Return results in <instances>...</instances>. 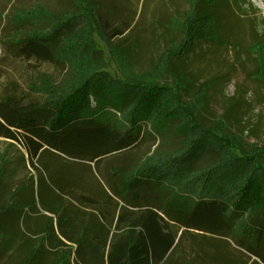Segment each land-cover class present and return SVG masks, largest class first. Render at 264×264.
I'll use <instances>...</instances> for the list:
<instances>
[{
  "label": "trees",
  "instance_id": "1",
  "mask_svg": "<svg viewBox=\"0 0 264 264\" xmlns=\"http://www.w3.org/2000/svg\"><path fill=\"white\" fill-rule=\"evenodd\" d=\"M97 1L72 0L76 13L56 12L39 3L16 15L19 26H29L10 42L16 56L61 63L68 74L59 86L46 74L38 88L33 84V90L45 96L40 103L8 95L0 99V139L24 150L17 158L0 147V191L2 182L17 177L27 161L36 171L30 179L33 187L43 185L42 196L37 191L41 209L56 217L54 226L53 216L40 215L46 222L33 231L41 233L34 238L38 253L46 237L61 236L76 244L75 264H170L175 249L187 239L195 247L193 261L223 264L229 261L227 246L204 234L211 207L242 220L241 228L264 214V151L247 144L224 120L218 127L203 123L198 112L202 103L195 108L181 94L185 72L175 73L172 67V61L196 43L220 42L219 0H186L189 8L171 19L181 38L140 72L132 69L131 53L104 30ZM95 33L111 53L122 55L123 76L106 70ZM249 50L256 58L255 75L264 83V40L255 39ZM168 79L179 84L171 86ZM171 129L180 138L179 148L167 154L154 151L133 166L100 168L102 159ZM48 156L56 159L54 165L44 159ZM68 161L85 164L101 182L95 179L98 185L92 188L86 179H73ZM19 190L9 192V201L0 207L5 222L10 212L22 215L29 205V200L18 202ZM97 217L102 222L94 220ZM93 228L98 235H92ZM247 262L239 256L231 264Z\"/></svg>",
  "mask_w": 264,
  "mask_h": 264
},
{
  "label": "rangeland",
  "instance_id": "2",
  "mask_svg": "<svg viewBox=\"0 0 264 264\" xmlns=\"http://www.w3.org/2000/svg\"><path fill=\"white\" fill-rule=\"evenodd\" d=\"M39 3L56 12L78 11L72 0H0V99L8 95L24 103H40L45 96L33 90V84L38 88L45 80V74L50 75L54 86L63 84L67 77L65 65L22 59L16 56V49L10 44L21 37L22 30L29 28L19 26L16 15ZM219 4L220 42L196 43L179 59L173 60L172 67L175 73L185 72L181 94L185 102L190 101L195 108L202 103L198 112L203 123L218 127L224 120L233 132L243 136L247 144H256L264 151V83L255 75L256 58L249 50L255 39L264 40V0H219ZM188 8L186 0H98L97 17L113 42L131 53L132 69L140 72L155 63L173 41L181 38V33L173 29L171 19L181 17ZM94 41L108 65L106 70L117 77L123 76L120 70L125 65L122 55L111 53L99 33L94 34ZM175 83L177 81L169 84ZM179 139L173 129L163 136L145 138L133 149L102 159L100 168L104 170L108 165L123 163L133 166L146 161L154 151L167 154L179 148ZM0 147L8 149L17 158H20L19 151L24 152L18 143L12 146L4 139H0ZM46 158L51 160V165L56 162L51 156ZM68 163V173L73 179L80 182L86 179L92 188L94 183L98 185L96 180L101 182L94 170L92 174L88 172L85 164ZM25 166L19 168L20 173L13 180L2 182L0 207L9 201V192L20 187L18 202L30 201L29 209L22 213H29L36 220L40 215L35 211L42 210L37 191L42 196L43 185L37 187L35 183L33 187L34 181L30 178L37 176L36 171L30 168L28 161ZM33 196L35 199L31 202ZM4 215L0 214V264L25 261L27 264H54L65 252L66 258L60 264H75L66 243L58 244L56 240L51 245L52 238L39 253L34 251V233L27 229L38 228L37 223L32 226L31 221H23L20 211L10 212L7 222ZM240 223L242 220L237 217L231 218L217 210L211 217L207 235L228 240L232 247L245 251L251 263L264 264V214L247 220L243 228ZM3 225H6L4 229L1 228ZM33 251L36 256L32 259Z\"/></svg>",
  "mask_w": 264,
  "mask_h": 264
},
{
  "label": "crops",
  "instance_id": "3",
  "mask_svg": "<svg viewBox=\"0 0 264 264\" xmlns=\"http://www.w3.org/2000/svg\"><path fill=\"white\" fill-rule=\"evenodd\" d=\"M24 209H29V207H26V208H24ZM31 211H33L32 209H30ZM217 210H219L217 207H215V206H213V207H211V210H210V217H209V224H210V220H211V217L213 216V214L216 212L217 213ZM220 211V210H219ZM35 212H38L37 213V215H41V214H46L47 216H49V217H52L53 215H51L50 213H47V212H44V211H35ZM221 212V211H220ZM21 218H22V220L24 221V220H29V221H31L32 222V226H35V223H37V225H38V228H41L43 225H44V222H46V219L45 218H43V217H37V219L36 220H34L35 218H33L31 215H29V213L27 214V215H25L24 213H22V215H21ZM53 218H54V222H53V225L54 226H56V217L55 216H53ZM232 218V217H231ZM94 220H96V221H98V222H102V220H101V218L100 217H97L96 219H94ZM85 221H87L88 222V219H86ZM209 224H208V227H209ZM4 227H6V225H3L1 228L2 229H4ZM81 227H83V226H81ZM208 227H207V229H208ZM34 229H36V228H29V229H27L28 231H34ZM82 229V228H81ZM80 229V230H81ZM111 230H112V233H111V230H110V236H109V238L111 237V234L113 235V232H114V229H113V227L112 228H110ZM207 229H206V232H204V234L205 235H207ZM80 230H78L77 232H76V235L80 232ZM181 231H182V229L179 231V233H178V236L180 235V233H181ZM75 233V232H74ZM74 233H72V235H74ZM41 235V233H38V234H34V238H36L37 236L39 237ZM92 235L93 236H96V235H98V231H97V229L95 228H93V232H92ZM208 237H211V238H213V239H215V240H221V241H223L224 243L223 244H225L226 246H227V248H226V251H225V253H226V255H227V257L229 258V261H225L223 264H227L226 262H230V264H231V262L233 263L235 260H237V258L239 257V256H241V257H243L244 259H246V260H248V262H247V264H249L250 262H251V259H250V257H249V255L245 252V251H240V250H238L237 248H234V247H232L231 246V243L228 241V240H226V239H224V238H222V237H220V236H210V235H207ZM49 242V237H46L45 239H44V241L42 242V249H43V247H44V245L46 244V242ZM56 241V239L54 240V239H52L51 240V245H54V242ZM57 241H58V244H63V243H66V245L68 246V249L71 251V254L73 255V256H71V258L73 259V257H74V262H75V250H76V248H77V246H76V244L75 243H73V242H69L68 240H65L64 238H62L61 236H59V239H57ZM195 247H194V245L192 244V243H190V240L189 241H187V239H184L183 241H182V244H181V246L179 247V248H177V249H175V251H174V253H173V255H172V259H171V261H170V264H199L197 261H193V256H194V251H193V249H194ZM233 252L235 253V254H233ZM66 253V252H65ZM62 255V254H61ZM60 255V256H61ZM222 262H212V264H221ZM159 264H161V262L159 263Z\"/></svg>",
  "mask_w": 264,
  "mask_h": 264
}]
</instances>
